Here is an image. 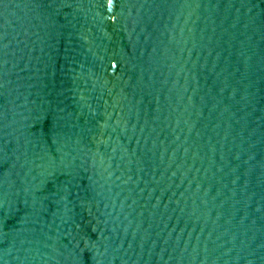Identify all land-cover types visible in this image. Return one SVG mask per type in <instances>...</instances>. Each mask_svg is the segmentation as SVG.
Wrapping results in <instances>:
<instances>
[{"label": "water", "instance_id": "obj_1", "mask_svg": "<svg viewBox=\"0 0 264 264\" xmlns=\"http://www.w3.org/2000/svg\"><path fill=\"white\" fill-rule=\"evenodd\" d=\"M0 264H264V0H0Z\"/></svg>", "mask_w": 264, "mask_h": 264}]
</instances>
